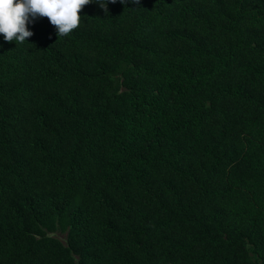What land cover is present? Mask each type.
Returning a JSON list of instances; mask_svg holds the SVG:
<instances>
[{
	"label": "trees",
	"instance_id": "trees-1",
	"mask_svg": "<svg viewBox=\"0 0 264 264\" xmlns=\"http://www.w3.org/2000/svg\"><path fill=\"white\" fill-rule=\"evenodd\" d=\"M107 7L0 34V264H264V0Z\"/></svg>",
	"mask_w": 264,
	"mask_h": 264
},
{
	"label": "clouds",
	"instance_id": "clouds-1",
	"mask_svg": "<svg viewBox=\"0 0 264 264\" xmlns=\"http://www.w3.org/2000/svg\"><path fill=\"white\" fill-rule=\"evenodd\" d=\"M93 2L107 15L108 3L116 0H0V34L6 43L23 44L33 35L27 25L47 18L56 37H66L79 27L82 9ZM125 2L120 0L122 4ZM132 2L139 4L140 0Z\"/></svg>",
	"mask_w": 264,
	"mask_h": 264
}]
</instances>
